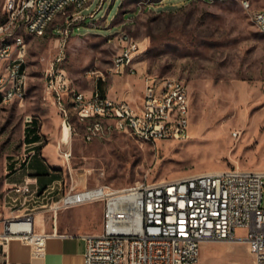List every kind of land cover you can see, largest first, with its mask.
<instances>
[{"label":"rangeland","instance_id":"374dc122","mask_svg":"<svg viewBox=\"0 0 264 264\" xmlns=\"http://www.w3.org/2000/svg\"><path fill=\"white\" fill-rule=\"evenodd\" d=\"M6 1L0 0V21L6 17ZM243 1L104 0L97 9L101 0H94L82 9L85 17L74 21L65 40L57 28L65 20L62 15L44 36L21 31L28 49V94L23 101L0 103V229L7 217L4 195L11 183L19 181L15 173L25 165L23 154L34 133L30 129L40 133L43 144L52 141L57 131L63 137V117L46 90V74L61 53L60 67L80 90H92L102 81L97 90L105 94L116 91L117 83V93L123 97L125 83V97H138L142 73L182 79L191 94L189 134L185 139L147 142L115 131L87 141L85 126L72 116L71 157L58 151L61 162L52 169L49 186L32 187L39 197L28 211H43L48 221L72 211V228L79 225L80 211L93 213L96 217L91 216L90 224L97 223L99 233L102 202L69 205L82 198L85 189L99 185L122 189L141 181L231 167L264 169V32L252 13L264 0H248L251 9ZM125 38L140 45V54L134 58L139 75H112L114 58ZM29 115L33 123L26 121ZM60 118L61 125L53 122ZM236 235L244 237L246 230L238 229ZM201 258L200 264L253 262L244 242H207Z\"/></svg>","mask_w":264,"mask_h":264},{"label":"built area","instance_id":"2783aa9c","mask_svg":"<svg viewBox=\"0 0 264 264\" xmlns=\"http://www.w3.org/2000/svg\"><path fill=\"white\" fill-rule=\"evenodd\" d=\"M92 1L65 0L67 10H60L53 0L6 1L0 39L10 40V47L0 50L1 103L23 101L28 94V49L21 31L41 34L62 15L65 20L57 28L65 40L74 21L85 17L82 9ZM243 5L251 9L250 1L244 0ZM252 13L257 14L256 25L264 32V5ZM28 19H35V26H28ZM139 54V43L125 38L114 58L112 75H139L138 67H130V60ZM63 60L61 53L46 74V90L60 110L63 127L68 125L72 130L71 118L75 116L85 126L87 141L115 131L147 142L188 137L191 94L182 79L142 73L144 91L140 103L135 104L98 90L87 96L73 86L60 67ZM69 92H76V102H69ZM26 121L33 123V116ZM26 146L25 165L36 154L35 143ZM62 152L67 159L71 157V151ZM32 179L28 175L5 192L11 214L2 220L0 229V264H4L6 246L13 238L30 245L36 254L45 251L49 234L35 230V214L32 208L28 211L39 197ZM81 194L82 198L69 205L103 203L102 231L86 235L85 264H199L202 244L211 241L244 242L252 264H264V169L231 167L170 180L141 181L122 189L99 185ZM238 229H245L246 235L238 237Z\"/></svg>","mask_w":264,"mask_h":264},{"label":"crops","instance_id":"0c3cea01","mask_svg":"<svg viewBox=\"0 0 264 264\" xmlns=\"http://www.w3.org/2000/svg\"><path fill=\"white\" fill-rule=\"evenodd\" d=\"M139 77L141 81V92L138 97H133L131 95L125 97V83L123 85V97H121L120 94L117 93V83H115L116 91L109 90L105 94L116 99H128L133 103L138 104L140 103V97L144 91V82L142 80V77ZM103 80H105L104 76ZM100 82L96 83V88L92 90H78L83 91L87 96H91L97 90ZM69 101H71V99H69ZM53 122L57 125H61V118L54 119ZM36 134L39 136V139L33 142L36 144V154L28 164L24 165L23 168L19 169L15 173L17 174L16 180L19 181L13 182L11 183V185L24 181L26 176L28 175H35L31 176L33 178L32 187H36L35 190H37L39 187L49 186V183L53 178V174L51 173V171L61 162L56 154L58 153V151H62L63 148H66L67 151H70L71 149V140L69 142L64 141L59 131L55 132L54 136L52 135L50 137V139H53L52 141L44 144L42 143V136L40 135V133ZM57 142L59 143V146L57 145ZM39 173H43L48 176L47 178L42 179L40 176H37ZM42 212L43 211H39V214L35 213L34 226L37 232L49 234L46 241L44 253L42 255L36 254L34 253L30 245L23 243L19 239L13 238L8 242L6 246L4 264H85V252L87 246L86 235L98 233L97 223L96 226H92L89 219L92 215L93 217H96V215L93 213H85L83 211H80L78 217L80 221L79 225L72 228L70 225V214L72 211L53 215L51 221H48L45 215L42 214ZM4 214L5 216L11 214L9 208L5 210ZM205 243L202 244L201 255ZM201 259L202 258L200 256V262Z\"/></svg>","mask_w":264,"mask_h":264},{"label":"bare ground","instance_id":"6f19581e","mask_svg":"<svg viewBox=\"0 0 264 264\" xmlns=\"http://www.w3.org/2000/svg\"><path fill=\"white\" fill-rule=\"evenodd\" d=\"M53 2H57V5H60V10H67V3H65V0H53ZM253 19L255 23H257V14L253 13ZM28 26H35V19H28ZM48 30H42L41 34H35V36H44L47 34ZM10 47V40L8 39H0V50H4L5 48ZM134 58L133 57L130 60V67H135L134 65ZM71 95L70 99L72 100L71 102H76V92H69ZM95 92L92 94L94 95ZM63 137L65 141H70L71 139V129L69 128L68 125H64L63 127Z\"/></svg>","mask_w":264,"mask_h":264},{"label":"trees","instance_id":"16d2710c","mask_svg":"<svg viewBox=\"0 0 264 264\" xmlns=\"http://www.w3.org/2000/svg\"><path fill=\"white\" fill-rule=\"evenodd\" d=\"M0 103H1V99H0ZM34 132L30 137H29V143L35 142L39 139V136L35 133V131H33V129H30L29 133Z\"/></svg>","mask_w":264,"mask_h":264}]
</instances>
